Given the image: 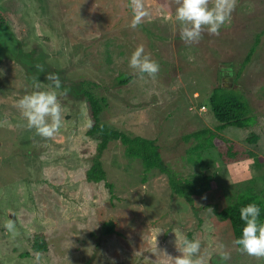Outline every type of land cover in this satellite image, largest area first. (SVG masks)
Returning <instances> with one entry per match:
<instances>
[{
  "label": "rangeland",
  "instance_id": "rangeland-1",
  "mask_svg": "<svg viewBox=\"0 0 264 264\" xmlns=\"http://www.w3.org/2000/svg\"><path fill=\"white\" fill-rule=\"evenodd\" d=\"M144 7L150 17L132 29L129 0H0V264H172L168 256L181 255L176 236L180 247L185 238L198 240L206 264H264L238 251L230 223L211 207H226L236 184L253 177L262 187L264 180V0H236L220 35L205 33L192 45L180 39L175 0H144ZM258 35L239 78L224 80L241 68ZM141 44L159 73L120 85L118 77L134 75L128 61ZM227 83L248 98L260 141L251 145L250 129L229 127L217 132L227 144L205 150V164L196 165L188 151L199 142L186 136L215 131L210 95ZM73 87L104 95L102 122L155 140L176 177L191 180L208 169L215 175L212 190L188 203L172 192L167 175L147 173L119 142L101 157L106 180L89 182L98 141L87 135L89 108ZM51 90L62 127L44 139L27 128L16 102ZM229 145L258 157L225 163L220 152ZM9 220L14 232L5 228ZM109 221L118 233L105 234ZM37 235L47 252L33 249ZM221 252L231 259L222 261Z\"/></svg>",
  "mask_w": 264,
  "mask_h": 264
},
{
  "label": "trees",
  "instance_id": "trees-1",
  "mask_svg": "<svg viewBox=\"0 0 264 264\" xmlns=\"http://www.w3.org/2000/svg\"><path fill=\"white\" fill-rule=\"evenodd\" d=\"M259 36L260 35H258V38L256 39L255 45L246 56L241 68L237 69V72H235L236 74L232 72L233 75L231 76L235 78V81L239 78L242 68L253 59L254 53L260 44ZM32 55L33 54L30 56L33 57ZM134 78L135 75H121L120 78L118 77V81H120V85H127L131 83ZM72 90L78 95L81 94V97L86 100L92 121V126L89 131H87V135L98 141L97 155L93 160V165H91L86 173L89 182L100 183L101 181L106 180L101 157L108 149L111 142H119L125 148V155L129 158L140 161L147 173L158 170L162 174L167 175L172 192L175 195L183 197L188 203L193 204L196 198H202L212 190L215 175L208 173V169L206 171H201L198 176L191 180H181L167 168L160 152V146L155 140L141 136L131 137L130 135L114 129L110 125L102 122L101 114L104 108L108 106L107 98L104 95L100 96L92 90L78 91L75 87H73ZM210 106L219 124L216 126L215 131L209 128H204L186 136V140L194 138L195 141L199 142L197 146L190 148L188 151L190 154L188 159L190 161H193L194 163L196 162V165L203 166L205 161L203 160L202 154L205 150L216 147L219 148L221 143L227 144L228 141L225 138H222L218 133L226 131L229 127H236L238 129H244L245 131L250 129V137L247 139V142L251 145L258 144L260 136L256 133V130L254 131L257 127L258 116L254 113L248 98L244 96L242 92L234 88H226L219 85L211 92ZM220 156L221 160L228 164L239 162L242 159L258 157L252 152H241V150H238L235 145H229L227 153L220 152ZM260 159L264 160L263 158ZM205 167L208 168L209 166L205 165ZM107 185L112 193L113 185ZM261 185L262 187H260L256 178L252 177L244 185L241 183L236 184L237 194H230V198L228 199L231 200L226 207L222 208V210L219 209L218 205L211 206L213 207V213L220 217L222 222L227 221L230 223L231 235L234 241L239 239L242 235L243 222L240 220L239 214L242 207L249 203L258 204L261 209L260 222L264 223V180ZM104 227L105 234L110 235L112 233H118L116 231V224L112 221L106 222ZM33 249L40 253L48 251L47 243L42 235L36 236ZM242 258L245 259L244 257ZM245 263L246 262H244V264Z\"/></svg>",
  "mask_w": 264,
  "mask_h": 264
},
{
  "label": "clouds",
  "instance_id": "clouds-1",
  "mask_svg": "<svg viewBox=\"0 0 264 264\" xmlns=\"http://www.w3.org/2000/svg\"><path fill=\"white\" fill-rule=\"evenodd\" d=\"M175 3V20L180 24L179 35L185 45L198 44L205 33L208 36H219L220 29L230 20L236 6V0H175ZM129 6L133 12L130 27L136 29L145 18L150 17V13L144 7V0H129ZM128 66L141 80L146 77L155 79L160 71V65L145 53L143 44L131 54ZM230 72L226 74L228 78L224 76V80L228 82L233 77L232 71ZM48 79L54 82V88L60 87L58 77L50 75ZM221 86L228 88L229 85L227 83ZM16 107L27 121V128L34 129L36 135L44 139L54 138L62 127L61 106L54 90L34 91L25 95L16 102ZM239 214L243 222L242 235L233 243L238 246L241 254L264 259V223L260 222V207L256 203H249L240 209ZM5 228L14 232V222L9 220ZM176 245L181 255L175 258L168 256L172 264H206L205 258L199 255L198 240L185 238L183 246L180 247L179 238L176 236ZM220 258L228 261L231 256L228 252H221Z\"/></svg>",
  "mask_w": 264,
  "mask_h": 264
},
{
  "label": "water",
  "instance_id": "water-1",
  "mask_svg": "<svg viewBox=\"0 0 264 264\" xmlns=\"http://www.w3.org/2000/svg\"><path fill=\"white\" fill-rule=\"evenodd\" d=\"M229 81H230V79H229ZM230 86V85H229Z\"/></svg>",
  "mask_w": 264,
  "mask_h": 264
}]
</instances>
